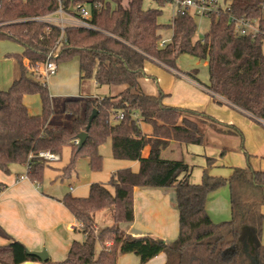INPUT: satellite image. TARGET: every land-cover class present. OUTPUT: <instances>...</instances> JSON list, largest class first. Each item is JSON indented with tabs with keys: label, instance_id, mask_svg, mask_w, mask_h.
<instances>
[{
	"label": "trees",
	"instance_id": "trees-1",
	"mask_svg": "<svg viewBox=\"0 0 264 264\" xmlns=\"http://www.w3.org/2000/svg\"><path fill=\"white\" fill-rule=\"evenodd\" d=\"M154 1L164 6L163 0ZM60 3L68 12L71 5L87 4L89 21L96 30L65 27L61 31L28 20L54 12L56 0H0V41L9 40L22 48L21 53L6 56L14 62L16 71L11 86L0 91V172L9 175L12 166H24L26 178L40 184L45 170L52 166L38 158V152L56 154L60 161L65 149L69 157L58 169L59 179L70 178L81 158L87 160L91 172H99L103 160L99 149L108 141L113 159L137 161L139 169H119L107 184L92 183L84 198L66 194L60 202L82 224L79 232L84 238L71 242L63 261L46 259L43 263L116 264L118 256L134 254L144 264L164 253V264H264V172L247 164L232 168L227 178L214 177L208 169L215 160L206 157L201 182L192 184L184 162L161 158L170 142L203 145L206 130L242 138L240 131L202 112L167 106L162 102V91L147 95L140 87L147 60L168 72L181 73L178 58L189 55L207 61L208 83L203 86L216 104L223 105L222 99L264 121V0H224L225 10L209 17V29L202 40L195 38L193 17L177 12L168 24H161V11L143 8L142 0ZM231 17L256 24L258 32L239 34ZM164 30H170L171 37L160 47ZM56 43L53 59L57 66L78 59L82 93L85 81L93 80L100 87H121L114 96L88 98L83 104L78 99L65 100L63 110L72 117L69 128L49 123L53 109L47 84L30 75L35 65L45 62ZM185 75L201 84L195 70ZM33 95L40 101L38 115H30L23 102ZM94 110L96 116L86 130ZM117 114L122 118L115 121ZM139 123L148 125L151 134L143 133ZM85 131L86 140L79 148L74 141ZM146 147L149 153L144 157ZM223 186L229 191L230 220L213 223L205 204L208 196ZM4 187L0 184V193ZM134 187L174 188L178 236L173 242L134 237L120 229V223L133 220ZM102 211L108 212L111 223L98 229L95 213ZM0 237L7 241L0 246V264L40 261L1 226Z\"/></svg>",
	"mask_w": 264,
	"mask_h": 264
},
{
	"label": "crops",
	"instance_id": "crops-1",
	"mask_svg": "<svg viewBox=\"0 0 264 264\" xmlns=\"http://www.w3.org/2000/svg\"><path fill=\"white\" fill-rule=\"evenodd\" d=\"M174 12L175 9L173 8V15ZM163 34H169V37H162ZM161 35V39L168 42L171 37V31L164 30L161 32ZM9 54L13 53H5L3 54V58L0 57V91L7 90L11 86L15 77V64L11 59L6 57ZM24 63L26 64V62ZM144 73L145 77L140 79V87L143 92L147 95H156L158 90L162 91L165 94L162 102L167 106L202 112L199 111L201 109H197V107L199 106L202 108V106L207 103V97L215 103L212 96L204 88L203 84H198L196 81L181 73L168 72L152 60H147L144 63ZM171 76H174L177 81L174 82ZM91 83L93 87L97 86L93 80ZM79 84L78 73L77 95L79 97H83L84 101L85 99L91 97L98 98L90 94L85 87L83 88L82 93V88L80 89ZM119 91L120 90L117 89L114 95H116ZM172 99L176 100L173 101ZM224 105L226 107L228 106L231 111L238 112L243 116L254 119L248 114L227 105V103L219 106L224 107ZM33 112V115L40 114L41 106H37ZM52 119L53 118L51 117L49 121L50 124L60 125L52 123ZM217 121L220 122L219 120ZM230 122L231 121H227L226 124L220 123L223 125H230ZM261 122L264 121L261 120ZM139 125L143 133L146 135L151 134V129L148 125L144 123H139ZM205 134L206 137L203 145H188L170 142L168 147L161 152V158L165 160H179L184 162L189 167V182L192 174L190 164H192L191 162L193 161V158L200 157V155L197 154L199 152L198 147L203 146L204 148H207L208 146H212L217 148L219 157H222L225 154L224 150L221 145L215 144L214 142H221L225 139L232 140L237 137L216 134L210 130H206ZM250 141L254 143L252 145H247V140L245 142V139L243 138V147L245 146V148L242 152L243 154H245V152L247 153V163L251 168L264 172V133L259 132L256 134V141H253L252 137L250 138ZM220 151L223 152L219 153ZM148 153L149 149L146 147L143 150L142 155L145 157ZM206 157L213 158L207 156L204 151L203 161ZM241 157L243 159H238L236 163L237 167H244L245 165L243 161L244 157ZM191 159L192 161L190 162ZM105 161V170L103 173L98 174V172L90 171L88 178H85L84 180L79 179L78 171L76 170L70 178L61 180L58 178V168L56 169L54 176L48 179V184L44 187H42V183L35 184L24 177V166H12V173L9 175L0 172V184L5 186L0 193V226L11 237L21 242L29 251L40 252L44 249L47 254V259L51 262L63 261L70 248L71 242L73 240L81 241L84 237L79 231H73L70 229V226L77 221L62 205L60 200L66 194H70L71 196L78 198L86 197L89 192V186L92 183L107 184L111 175L119 169L128 168L132 172H137L139 169V163L137 161L113 159L111 157V150L109 156L107 154ZM216 162L217 161L215 160L214 164L208 169L209 175H211V169L212 167H215ZM50 164L52 166L50 169H55L54 165L56 162ZM205 167L206 161L205 165L203 164L201 166V173ZM211 176L217 177V175L213 174ZM183 178L184 175L180 177V179ZM57 181H59L60 184L64 181H69L72 184L74 183L75 186L69 185L68 189L64 191L55 187ZM193 183H195V181L192 182V184ZM107 189L110 192L113 191L109 186H107ZM217 198L218 196L214 197L212 194H210L207 198L205 210L210 219L212 213L211 205L216 202ZM132 207L133 220L130 223H120L119 227L122 231L134 237L147 236L163 243H171L177 238L178 212L175 206L174 188L134 187L132 191ZM95 221L98 229L101 228L100 224H103V226L108 225L106 224L108 217L105 214L99 216L95 213ZM6 244L7 241L0 237V246H4ZM165 261V254L160 253L144 264H164ZM22 264L44 263L43 261H27ZM116 264L140 263L138 257L134 254H123L118 256Z\"/></svg>",
	"mask_w": 264,
	"mask_h": 264
},
{
	"label": "rangeland",
	"instance_id": "rangeland-1",
	"mask_svg": "<svg viewBox=\"0 0 264 264\" xmlns=\"http://www.w3.org/2000/svg\"><path fill=\"white\" fill-rule=\"evenodd\" d=\"M219 5L222 7L225 6L224 0H216ZM143 8L147 9H157L161 11V16L159 17V22L161 24H168L173 16V6L170 4H165L164 6L158 5L154 0H142ZM194 22L196 24V31H195V38L198 40H202L204 35L207 33L210 25V21L208 17H195ZM162 37H169V34H163ZM162 40V39H161ZM22 48L20 45L9 41V40H1L0 41V57L3 58V54L5 53H21ZM0 58V59H1ZM177 66L181 73L185 75V73H190L192 71H196V76L199 82L203 85L208 83V73H207V61L205 60H198L189 55H182L178 58ZM41 67L40 64L35 65L30 70V75L34 79H39L40 81H45L47 84L48 92L51 98V105L53 109L52 115V123L60 124L66 126L67 128L71 125V117L66 114L63 110V103L67 99H78L80 103H84V98L79 97L78 94V87H77V76H78V59L76 57L65 61L60 62L57 66V72L55 75L44 77L41 75L39 68ZM172 80L175 82L177 81L174 76H171ZM82 87L88 92L98 98H102L104 96H112L116 93V90H121V87H106V86H96L93 87L91 81H85ZM202 93V92H201ZM203 94V93H202ZM177 96V95H176ZM93 98V97H91ZM178 98V97H177ZM175 101L176 99H172ZM207 103H205L202 108L199 106L197 109H201L207 116H210L216 120H219L221 123L226 124L227 121H231L230 125H234L240 133L241 137H236L232 140H222L221 142L215 141V144L221 145L222 149L224 150L225 154L222 157H219L217 148L212 146H208L204 148L203 146L198 147V155L200 157H195L190 160L192 164L190 167L192 169V174L190 178V182H194L193 184H199L201 181L202 173H201V166L205 165V160L203 161L204 151L206 152L207 156L213 157L217 162L215 163V167L211 169L210 174L217 175V177L221 176L222 178H227L231 174L232 168L236 166V163L239 158L244 157V167L247 166V159L246 155L243 154V138L245 142L247 140V145H252L254 142L250 141L252 137L253 141H256V134L259 132L264 133V122L257 121L255 119H250L246 116L241 115L238 112L231 111L229 107L219 106L216 103H213L207 97ZM223 103H226L224 100L220 99ZM171 101V99H170ZM25 105L28 108V111L31 115H33V111L39 104V98L36 95L33 96H26ZM213 114V115H212ZM145 126V125H144ZM250 126V127H249ZM148 128V127H147ZM244 135V136H243ZM252 135V136H251ZM228 140V141H226ZM244 142V145H245ZM253 147V146H251ZM205 149V150H204ZM100 154L103 157L102 160V168L98 172L101 174L104 172L105 167V159L107 154L109 156L110 153V143L109 141L104 143L100 146ZM223 151H220L221 153ZM246 153V152H245ZM247 154V153H246ZM69 153L68 150L65 149L61 156L60 161H57L54 165L55 169H46L44 172V179L41 182L42 187L46 186L48 183V179L54 176L56 169L62 167L68 162ZM243 159V158H242ZM237 167V166H236ZM240 167V168H244ZM76 171H78L79 179L84 180L88 178L90 174V170L88 168L87 160L85 158L78 159L76 162ZM69 185H74L69 181H64L60 184L59 181L56 182L55 187L58 189H62L66 191ZM75 186V185H74ZM212 196H218L216 202L212 203L211 209V221L213 223H220L224 221L230 220V207H229V191L226 186L220 187L218 190L211 193ZM99 216L105 214L108 217V221L106 224H110L111 221L109 219V214L107 211L98 212L96 213ZM103 227V224H100ZM261 243L264 244V232H262Z\"/></svg>",
	"mask_w": 264,
	"mask_h": 264
},
{
	"label": "built area",
	"instance_id": "built-area-1",
	"mask_svg": "<svg viewBox=\"0 0 264 264\" xmlns=\"http://www.w3.org/2000/svg\"><path fill=\"white\" fill-rule=\"evenodd\" d=\"M58 7L54 12H51L45 16L32 17L28 20L42 22L47 25H53L58 27L61 31L65 27H78L90 30H96V28L90 23V11L87 4L77 3L70 6V11H65L63 6L60 3V0H56ZM164 5L170 4L174 7L175 13L183 12L187 13L189 16L195 17H210L212 14H217L225 10L224 7L219 5L216 0H163ZM100 4H94V7H99ZM264 8V5H262ZM230 20L234 21L236 31L241 34H252L255 35L258 32V27L255 24H252L242 18L234 19L233 17ZM264 34V32H262ZM167 43L166 40H160L158 45L163 47ZM56 45L49 51L47 54L46 60L44 63L40 64L39 68L42 76L47 77L55 75L57 72V65L54 62V57L56 56ZM33 70V69H32ZM122 118L121 114L115 116V121H118ZM74 144H78V139L74 141ZM37 157L47 161L49 163H54L59 160L58 155L50 153L48 151L38 152ZM30 158V156H29ZM26 177V176H24ZM70 229L73 231H81L82 224L79 222L74 223L70 226Z\"/></svg>",
	"mask_w": 264,
	"mask_h": 264
},
{
	"label": "water",
	"instance_id": "water-1",
	"mask_svg": "<svg viewBox=\"0 0 264 264\" xmlns=\"http://www.w3.org/2000/svg\"><path fill=\"white\" fill-rule=\"evenodd\" d=\"M96 111L94 110L91 115L89 116L88 118V123H87V127H86V130L89 129L90 127V124H91V121L93 120V118L96 116ZM86 137H87V133L86 131L85 132H82L80 133L78 136H77V139H78V146L79 148L82 147V145L84 144L85 140H86ZM249 242L251 244V240L249 239ZM253 251V250H251ZM28 254L29 255H32V256H35L36 258H38L40 261H45L47 259V254L45 252V250H41L40 252H33V251H28Z\"/></svg>",
	"mask_w": 264,
	"mask_h": 264
}]
</instances>
